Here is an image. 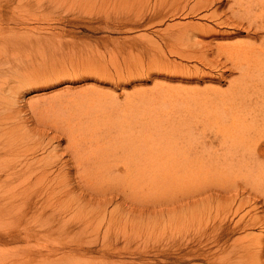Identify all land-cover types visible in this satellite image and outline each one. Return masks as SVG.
I'll list each match as a JSON object with an SVG mask.
<instances>
[{"label": "rangeland", "instance_id": "obj_1", "mask_svg": "<svg viewBox=\"0 0 264 264\" xmlns=\"http://www.w3.org/2000/svg\"><path fill=\"white\" fill-rule=\"evenodd\" d=\"M156 3L157 0H16L11 5L8 16L14 20H24L37 32L38 28H43L39 31L46 35L52 32L56 41H62V49L65 50L62 51L61 60L48 59L44 63L41 59L31 62L28 57L16 60L14 70L6 74L5 78L16 87L13 91L19 92L15 94L18 97L14 102L16 116L31 134L30 145H36L25 148L30 149L26 153L30 155L38 150L37 154L30 156L34 158L31 162L47 159L40 164L49 161L48 167L52 174L45 179V176L40 175V169H33L11 181L3 178L9 185L0 188V196H5L7 201L16 198V205L22 200L36 197L41 200L43 208H51V204L55 207L54 204L62 200L63 204L57 207L64 208L67 218L73 215L75 206L80 202L87 211L80 217L76 215L77 220L74 221L78 222V227L75 226L74 233H62L56 229L57 226L52 229L54 232L47 233L54 224L47 221L43 223L42 220L29 223L4 221V218L14 215L16 209L9 214L6 211L8 208L0 206V231L4 228H20L23 231L35 228L40 232L36 242L40 243L38 247L64 246L79 241L85 245L91 244L97 250L103 245L104 237H108L107 243L115 244L124 257L113 258V261H125L126 264H205L204 261L184 260L189 258L186 255L188 241L193 238L189 225L192 210L204 214L203 210L208 211L211 207L212 210L207 214H216L218 204L230 203L243 185L231 190L223 188L227 184L219 183L220 176L209 171L211 163L207 171L194 175L188 170V161L184 160V156H171L177 149L181 151L182 147L166 149L161 153L156 152L153 144L158 143L156 139L161 128L169 130L171 123L165 117L167 111H173L176 125L177 119L184 117L186 110L202 114L198 110L208 105L190 104L193 90L211 88L226 92L231 82L241 77V72L239 69L234 70L232 65H221L214 70L208 68L205 72H211L213 79L201 78L203 72H200L202 80L199 79V82L187 78L189 74L186 72L189 70L186 74L182 69L177 72L165 71L154 64L156 51L152 45L160 41L159 28L186 20L204 22L203 13H207L201 10L191 16L183 13L175 18L171 13L159 16L155 14ZM191 3L193 6L194 2ZM233 5V0H222L221 13L232 15ZM224 30L233 33V37L230 41L221 40L219 43H261L255 35L247 33L246 27L230 26ZM176 58L170 56L171 60L181 61L184 67L189 66L191 71H196L194 63L178 56ZM222 59L227 60L225 56ZM28 80L37 82L29 84L26 82ZM92 90L93 95L89 99L83 97L85 92ZM98 92L102 96H96ZM170 93L173 101L164 98ZM117 104L122 109L118 110ZM221 115L224 118L226 112ZM199 119L202 117L189 122L191 131L181 138L184 144L189 143L193 147L196 143H204L202 127L192 129ZM207 132L209 143L217 141L215 131L207 129ZM43 145L44 151L39 152ZM121 145L126 148L120 149ZM138 145L141 148V161L137 164L126 161L136 160ZM19 147L24 145L21 143ZM157 148L164 151L163 147ZM85 150L95 151L97 157H103V153L107 152L113 162L111 165L105 162L100 167L83 169L75 153ZM55 154L58 156L52 157ZM190 158L201 166L203 158ZM54 160H58L57 163L52 162ZM205 160L208 161L207 158ZM60 181L65 182V186L56 188L51 194L50 183L57 186ZM197 182L200 183L198 186ZM16 186L24 189V194L18 195L12 189ZM20 189L17 187L18 191ZM247 194L249 197L259 195L250 187ZM67 205L71 206L66 208ZM258 207L264 214L263 201L259 202ZM92 208L96 210L94 213L107 210V217L98 218L89 212ZM253 232L260 235L262 229L257 228ZM0 249L3 247L0 246ZM103 253L98 251L93 257L87 256L92 257L90 259L56 255L52 258L56 260L55 263L39 261L36 264H103ZM133 253H137V257ZM15 257L11 256V259Z\"/></svg>", "mask_w": 264, "mask_h": 264}, {"label": "bare ground", "instance_id": "obj_2", "mask_svg": "<svg viewBox=\"0 0 264 264\" xmlns=\"http://www.w3.org/2000/svg\"><path fill=\"white\" fill-rule=\"evenodd\" d=\"M191 1L194 2L193 6H191ZM233 1L234 5L231 7L232 15L228 13L224 15L221 13L220 6L222 0H159V3L157 0L155 14L159 16H164L167 13H171L170 15L174 18L182 13L191 16L201 10L207 13H203L202 20H206L204 22L186 20L185 22L168 24L166 28H159L161 33L160 41L152 45L154 51H156L153 57L154 64L165 71L177 72L182 69L183 73H185L189 70L186 72L189 74L187 78H193L199 82V79L204 77L213 79L211 72H205V69L214 70L221 65L226 67L232 65L234 70L239 69L241 77L231 82L230 89L226 92L211 88L193 90V98L189 100V103H196L198 106H208L198 110L199 112L202 111V114L196 113L197 111L190 113L191 109L186 110L184 117L177 119V125L173 118V111H167L165 117L171 123L170 131L166 127L161 128L160 134L156 139L158 143L153 145L157 150L156 152L159 151L161 153H164L166 149L171 150L182 147L181 151L177 149V152H173L171 156H184V160L188 161V170L193 172L194 175L207 171V166L211 163L209 171L220 176L219 183L227 184L223 188L231 190L235 186L243 185V188L238 189L230 203L219 201L220 204L217 206L216 214H207L208 211L212 210L211 207H209L208 211L205 210L204 212L203 210L204 214L200 211L192 210L189 225L193 238L192 241H188V252L186 254L189 258H184L185 255L181 258L189 261H204L205 264H264V214L262 213L263 210L261 211L260 207H258L259 202H264V81H262L264 80V0ZM14 2L16 0H0V188H6L9 185L5 180H2L3 178L11 181L20 175L26 174L25 172H31L33 169H40V175L45 176L43 177L45 179L52 174L48 167L49 161L44 165L40 164L47 159L31 162V159L34 158H30V156L37 154L38 150H34L30 155L26 153L30 149L25 150V148L36 147V145H30L31 134L27 130V126L23 124L24 122L22 123V120L19 121V117L16 116L14 102L18 98L15 94L19 92L13 91L16 87L14 88L13 84L5 78L6 74L14 70L16 60L24 57L26 59L30 58L31 62H39L41 59L43 63L48 59L50 61L61 60L63 58L62 51L65 50V48L62 49V41H56L52 32L46 35L43 31H39L43 28H38L37 32L35 29H31V26L29 27V24L24 20H14L11 16H8L7 12ZM230 26L236 28L246 27L247 33L255 35L256 39L260 40L261 43L258 45L250 44L246 41L219 43L221 40L230 41L233 37L231 35L233 33L224 30L225 27ZM4 27H7V29H4ZM63 34L64 32L62 37L64 36ZM53 48L59 49L58 54H56V50L53 51ZM71 56L73 57V55ZM170 56H175V58L178 56L184 61L194 63L196 71H191L189 66L188 68L184 67L181 61L171 60ZM222 56H225L227 60H221ZM22 72L24 71L22 70ZM200 72H203V76ZM26 82L34 84L37 81L28 80ZM26 82L24 84H27ZM26 88L28 91V87ZM92 93L93 90L89 93L85 92L83 97L89 99L93 95ZM98 95L102 96L99 92L96 96ZM166 95L164 98H169L173 101L171 93ZM117 105V109L120 110L122 106L120 104ZM223 112H226V116L221 118L223 117L221 115ZM196 117H202V119H199L192 126V129L195 130L202 127L201 131L204 135L205 144L197 145L196 143L192 147L189 143L184 144L181 138L189 135L191 131L189 122ZM73 119L74 116L72 115ZM207 129L215 131L217 141L208 142ZM68 131L70 132V130ZM73 132L71 131L70 133ZM182 132L183 134H181ZM21 143L24 147H19ZM45 145L39 152L44 151ZM200 146L202 147L201 150H199ZM38 147L41 148L42 146ZM157 147H163L164 151ZM119 148L124 149L126 147L121 145ZM140 153L141 148L138 145L136 148V160L126 161L139 163L141 161L139 160ZM103 154V157H97L95 151L89 152L85 150L76 152L75 156L76 158L79 157L77 160H79L81 168L88 170L100 167L99 165L105 162L109 164L113 162L108 157L107 152ZM57 156L55 154L52 157ZM190 157L203 158L201 166L195 162V159ZM57 161L54 160L52 162L57 163ZM126 163L132 164L131 162ZM126 163L124 164L125 168H127ZM37 164L40 165L37 166ZM118 165L121 166L122 164ZM64 184L65 182L63 183V181L58 182L57 186L50 183L51 194H54L55 189L62 187ZM199 184L197 182L196 186ZM17 187L20 189L19 186L12 189L17 191L18 195L24 194L25 190L20 189L18 191ZM248 187L259 195L249 197L247 194ZM194 191L196 190L192 192ZM47 195L49 197L50 193L48 192ZM6 199L5 196H0V206L8 208L6 211L9 214L15 209L16 211L14 215L4 218V221L20 223L39 220L44 223L47 221L54 224L48 229L47 233L51 232L56 226V229L62 233H74L76 230L75 226L78 227V222L74 221L77 220L76 215L80 217L87 211L86 206L83 208L80 202L75 206L73 215L67 218L64 216V208L57 207L63 204L62 200L55 203V207H52L51 204V208H43L41 207L42 204H40L41 200L39 198L36 199V197L22 200L17 205L16 198H12L9 201ZM216 199L218 200L217 197ZM70 206L67 205L65 207L69 208ZM72 207L74 206L72 205ZM81 207L83 208L82 210ZM93 209L89 212L95 214L98 218L107 217V210L99 209V212L94 213L96 210ZM48 210L50 211L48 212ZM257 228L262 229V234L258 235L253 232ZM39 234V230L35 228L30 231H23L20 228H4V230H1L0 246L3 249H0V264H36L39 261L55 263L56 260L52 258L56 255L80 256L86 259L89 258L87 256L93 257L98 251L104 252V256H102L104 259L101 261L103 264H126L125 261H113V258L124 257L119 253L115 244L107 243L108 237H104L103 245L96 250L93 249L91 244L85 245L79 241H74L64 246L38 247L40 243L36 242H38ZM96 236L98 237V235ZM132 255L136 256L137 253ZM11 256L16 257L11 259ZM182 259L177 260L180 262Z\"/></svg>", "mask_w": 264, "mask_h": 264}]
</instances>
